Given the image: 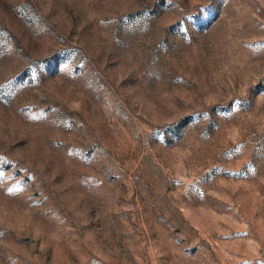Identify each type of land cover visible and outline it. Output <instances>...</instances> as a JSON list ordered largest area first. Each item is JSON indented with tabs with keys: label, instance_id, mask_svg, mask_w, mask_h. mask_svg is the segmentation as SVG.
<instances>
[{
	"label": "rangeland",
	"instance_id": "374dc122",
	"mask_svg": "<svg viewBox=\"0 0 264 264\" xmlns=\"http://www.w3.org/2000/svg\"><path fill=\"white\" fill-rule=\"evenodd\" d=\"M0 264H264V0H0Z\"/></svg>",
	"mask_w": 264,
	"mask_h": 264
}]
</instances>
